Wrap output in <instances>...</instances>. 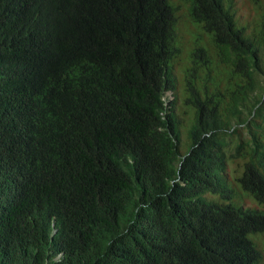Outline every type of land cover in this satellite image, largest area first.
Listing matches in <instances>:
<instances>
[{
    "label": "trees",
    "instance_id": "1",
    "mask_svg": "<svg viewBox=\"0 0 264 264\" xmlns=\"http://www.w3.org/2000/svg\"><path fill=\"white\" fill-rule=\"evenodd\" d=\"M184 1L181 87L169 0H0V264H264V0Z\"/></svg>",
    "mask_w": 264,
    "mask_h": 264
},
{
    "label": "rangeland",
    "instance_id": "2",
    "mask_svg": "<svg viewBox=\"0 0 264 264\" xmlns=\"http://www.w3.org/2000/svg\"><path fill=\"white\" fill-rule=\"evenodd\" d=\"M262 2L261 0H236L235 9L238 11V16H243L242 21L252 22L257 16L259 20V16L262 13V9L259 7ZM169 3L175 9V16L178 21L177 32L179 36V46L182 53L179 58L175 60L176 62L174 65L176 67H174V69L179 76L180 85L183 87L185 84V74L188 71L193 70L197 63L203 66V57L198 54L197 51L200 50V48L209 50L210 44L212 43V37L201 25L193 22L190 15L189 3L184 0H169ZM231 3L235 4V1L225 0L226 7H229ZM171 66H173V63H171ZM202 68L203 67L198 68L199 71H201ZM170 99H172L171 96ZM187 144L186 138H184L182 147L183 152L187 151ZM209 198L212 199V195H209ZM249 202V205L251 206H259L255 200L251 201L250 199ZM262 206L264 207V205Z\"/></svg>",
    "mask_w": 264,
    "mask_h": 264
}]
</instances>
